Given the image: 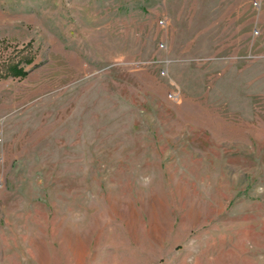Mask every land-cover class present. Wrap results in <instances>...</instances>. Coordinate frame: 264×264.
<instances>
[{"label":"rangeland","instance_id":"rangeland-1","mask_svg":"<svg viewBox=\"0 0 264 264\" xmlns=\"http://www.w3.org/2000/svg\"><path fill=\"white\" fill-rule=\"evenodd\" d=\"M0 264H264V0H0Z\"/></svg>","mask_w":264,"mask_h":264},{"label":"clouds","instance_id":"clouds-1","mask_svg":"<svg viewBox=\"0 0 264 264\" xmlns=\"http://www.w3.org/2000/svg\"><path fill=\"white\" fill-rule=\"evenodd\" d=\"M139 182L142 185L147 186L151 182V177L148 176L141 177Z\"/></svg>","mask_w":264,"mask_h":264}]
</instances>
